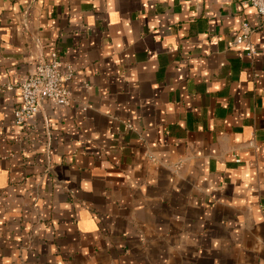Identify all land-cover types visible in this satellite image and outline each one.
Listing matches in <instances>:
<instances>
[{
	"label": "crops",
	"instance_id": "obj_1",
	"mask_svg": "<svg viewBox=\"0 0 264 264\" xmlns=\"http://www.w3.org/2000/svg\"><path fill=\"white\" fill-rule=\"evenodd\" d=\"M243 22L251 57L233 43ZM53 51L74 72L70 103L17 128L6 86ZM0 264H264L252 7L0 0Z\"/></svg>",
	"mask_w": 264,
	"mask_h": 264
},
{
	"label": "built area",
	"instance_id": "obj_2",
	"mask_svg": "<svg viewBox=\"0 0 264 264\" xmlns=\"http://www.w3.org/2000/svg\"><path fill=\"white\" fill-rule=\"evenodd\" d=\"M241 4L252 7L256 15L264 20V0H241ZM252 33L250 24L243 22L239 34L233 40L234 44L244 46L248 57L255 54V47L250 42ZM73 77V70L64 64L58 52L53 51L39 59L32 77L17 87L6 86L10 91L17 89L21 96V103L13 112V125L21 129L28 128L44 102L54 106L69 105L72 97L69 84Z\"/></svg>",
	"mask_w": 264,
	"mask_h": 264
}]
</instances>
